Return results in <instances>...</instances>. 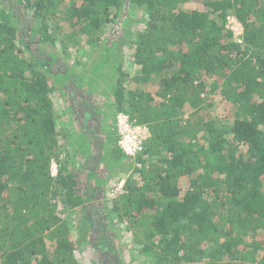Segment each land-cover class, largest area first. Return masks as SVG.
Returning <instances> with one entry per match:
<instances>
[{
	"label": "trees",
	"instance_id": "1",
	"mask_svg": "<svg viewBox=\"0 0 264 264\" xmlns=\"http://www.w3.org/2000/svg\"><path fill=\"white\" fill-rule=\"evenodd\" d=\"M125 1L139 12L124 28L129 42L120 41L80 78L116 79L106 80L115 109L109 147L117 159L125 157L119 114L150 131L142 154L126 156L141 169L111 213L151 264H264V0H6L0 264H84L68 216L85 199L63 159L70 158L64 149L94 131L59 125L52 96L64 95L71 74L50 70L72 51H92ZM232 15L243 26L241 44L227 28ZM218 100L229 105V119L217 114ZM91 224L85 232L95 247L97 227L104 226ZM106 256L99 264H109Z\"/></svg>",
	"mask_w": 264,
	"mask_h": 264
},
{
	"label": "rangeland",
	"instance_id": "2",
	"mask_svg": "<svg viewBox=\"0 0 264 264\" xmlns=\"http://www.w3.org/2000/svg\"><path fill=\"white\" fill-rule=\"evenodd\" d=\"M192 1L195 3V0ZM128 2L125 1L119 19L104 24L103 28L106 31L92 51L88 49L83 54L72 51L71 58L66 60L61 56L62 62L55 61V65H52V70H50L52 74L57 72L71 74L63 86L64 95L56 92L52 96L56 111L60 112L62 116L59 125L63 123L73 125L75 123L76 127L82 128L84 132L87 130L86 126L93 127L94 131L93 135H88V140H82L76 145V148L64 149L66 150L64 154L68 153L70 158L63 159L64 165L66 164L78 177L80 191L85 199V207L83 206V208H87L88 211L87 213L81 208L72 212L70 217L68 216L73 232L77 236L75 241L78 246L79 258L81 257L84 264H99L100 259L104 258L106 253L110 255V257L106 256V261L109 264L115 262L119 264H143L148 260V264H151V258L141 254L140 245L136 242L135 237L128 233L124 222L117 214L111 213L115 199L120 196L127 181L134 177L136 169H141L136 160L128 162L127 157L121 153V156L125 157L121 160L117 159L114 154V145L109 147L108 134L111 131V120L115 109L113 107L114 100L110 97L108 88L111 85L110 82H115L116 79H112L109 73H103L101 75L103 78H95L98 79L95 83V79L89 74L85 77L90 82L89 84H87L88 82H80V78L83 77L82 73L86 74L101 58L109 57L105 53L108 51L116 52V45L120 41L129 42L125 38L123 41L124 34L127 33L125 30L129 31L128 29L133 25L134 19L138 18L139 12L134 11ZM6 3V0H0L1 7H6ZM196 6L199 9L203 8L202 5L196 4ZM32 47L38 51L35 46ZM119 47L121 46L119 45ZM117 51L120 50L117 49ZM58 53L61 52L58 50ZM121 58H123L122 54ZM78 60L81 61L80 65H78ZM108 78H111L110 82H107ZM221 101L218 100L217 103L219 106L216 109L217 114H220L222 119H229V105L223 104ZM91 103L97 104L91 106ZM110 136L113 139V136ZM107 137L108 139H106ZM86 150L88 154H86ZM54 166L52 172L57 174L58 167L55 164ZM182 186L184 187V185ZM93 219L99 220L104 226L103 228L97 227L94 237L95 247L88 240L92 236L86 235L85 232V230L93 227L94 224H91ZM106 229H108L107 233Z\"/></svg>",
	"mask_w": 264,
	"mask_h": 264
},
{
	"label": "built area",
	"instance_id": "3",
	"mask_svg": "<svg viewBox=\"0 0 264 264\" xmlns=\"http://www.w3.org/2000/svg\"><path fill=\"white\" fill-rule=\"evenodd\" d=\"M227 28L233 32L234 39L241 44L243 42L242 24L234 16H231L228 18ZM117 128L121 135L119 146L127 156L135 157L144 151V144L150 137L147 127L136 126L129 116L119 114Z\"/></svg>",
	"mask_w": 264,
	"mask_h": 264
},
{
	"label": "clouds",
	"instance_id": "4",
	"mask_svg": "<svg viewBox=\"0 0 264 264\" xmlns=\"http://www.w3.org/2000/svg\"><path fill=\"white\" fill-rule=\"evenodd\" d=\"M118 146H119V143H118ZM119 148H120V146H119ZM120 150H121V148H120ZM121 151H122V150H121ZM122 153H123V155L127 156L123 151H122ZM141 154H142V153H141ZM139 155H140V154H139ZM139 155H137V156H139ZM137 156L132 157V158H136ZM127 157L131 158V156H127ZM56 166H57V165H56ZM53 167H55L54 164H53ZM53 167H52V170H53ZM53 175L56 176V173H53Z\"/></svg>",
	"mask_w": 264,
	"mask_h": 264
}]
</instances>
